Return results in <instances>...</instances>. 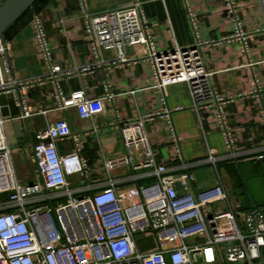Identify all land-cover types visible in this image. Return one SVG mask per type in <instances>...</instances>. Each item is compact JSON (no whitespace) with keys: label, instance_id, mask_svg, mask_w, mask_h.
Segmentation results:
<instances>
[{"label":"built area","instance_id":"1","mask_svg":"<svg viewBox=\"0 0 264 264\" xmlns=\"http://www.w3.org/2000/svg\"><path fill=\"white\" fill-rule=\"evenodd\" d=\"M221 1L234 24V35L228 40L238 41L240 51L247 55L248 36L237 14V0ZM78 5L84 22V41L92 46L96 57L99 49L115 50V66L127 61L125 47L146 46L153 88L164 93L171 85L186 84L199 124L202 126L205 110L215 109L218 125L226 129V105L244 97H225L215 91V73L208 69L203 55L207 42L199 38L191 16L193 45L164 52L152 42L139 1L126 9L99 15L90 13L86 0H78ZM31 29L46 67V74L39 81L52 83L54 99L62 113L74 109L81 120L93 122L105 111V100H113L109 86L106 98H88L83 90L65 94L60 82L72 72L55 64L41 15L34 14ZM9 51V44L1 38L0 95H14L27 118L31 111L23 104L20 91L29 83L13 77ZM263 93L264 86L254 76L251 95L260 101ZM162 104L166 105L164 99ZM155 116L164 119L179 148L167 107L122 124L120 133L127 162L136 173L131 180L152 178L153 183L121 189H117L119 182L115 180L96 186L87 183L89 162L81 156L79 136L66 117L36 133L35 181L22 184L11 163L13 149L5 132L6 119L0 118V196H7L0 201V264H260L264 257V207L234 209L220 179L215 186L198 191L190 172L202 164L216 169L219 161L236 158V141L226 129L228 157L218 158L215 151H210L203 163L189 165L179 153L182 165L167 167L157 162L144 128V121ZM262 118L264 122V111ZM64 139L73 140L76 150L61 156L57 141ZM74 176H80V183H87L86 187L75 189L71 182ZM178 182L182 185L180 190L176 188ZM220 204L225 209L218 211ZM153 231L157 250L140 253L135 237Z\"/></svg>","mask_w":264,"mask_h":264},{"label":"crops","instance_id":"2","mask_svg":"<svg viewBox=\"0 0 264 264\" xmlns=\"http://www.w3.org/2000/svg\"><path fill=\"white\" fill-rule=\"evenodd\" d=\"M4 1L0 0V6ZM136 1L141 4L152 42L159 51L193 45L191 16L197 24L199 38L207 42L203 55L208 69L215 73V91L225 97H244L229 103L224 110L226 129L236 141L238 156L219 161L216 169L207 164L192 167L194 188L205 190L215 186L220 179L234 209L264 207V158L259 159L264 156V93L260 101L251 95L254 76L264 86V0H237V14L248 36L247 55L240 51L238 41L228 40L234 35V24L228 19L221 0H86V4L92 15H99L126 9ZM34 11L22 16L4 35L10 46L13 77L29 83L21 89L20 97L31 111L27 117L30 136L24 123L19 121L22 129L17 137L16 122L2 116L5 108L11 117L20 114L17 98L0 95V118L6 119L5 132L13 149L11 163L22 184L35 181L33 142L36 133L63 117L79 136L81 156L89 162L87 183L91 186L109 180L119 182L117 189L153 183L152 178L131 180L136 173L127 162L120 128L124 123L161 112L164 107L171 111L179 148L164 119L155 116L144 121L159 164L181 166L179 153L189 165L203 163L210 151H215L218 158L229 156L226 129L218 125L215 109L202 113L201 126L186 84L171 85L164 93L153 88L155 83L146 46L125 47L127 61L114 66L112 63L118 58L115 50L99 49V57H96L92 46L84 41V22L79 15L78 0H38ZM34 14L44 19L55 64L72 72L69 78L60 82L65 94L83 90L88 98H106V86H109L113 100H105V111L93 122L81 120L74 109L62 113L57 108L52 83L39 81L46 74V67L31 29ZM87 67L91 69L81 72ZM162 99L166 103L164 106ZM21 134L25 136L21 137ZM57 148L61 156H66L76 150V145L73 140L64 139L57 141ZM80 181V176L71 178L75 189L86 187L87 183L83 185ZM223 208L225 205L220 204L217 210ZM135 242L142 254L157 250L154 235H137Z\"/></svg>","mask_w":264,"mask_h":264},{"label":"water","instance_id":"3","mask_svg":"<svg viewBox=\"0 0 264 264\" xmlns=\"http://www.w3.org/2000/svg\"><path fill=\"white\" fill-rule=\"evenodd\" d=\"M38 0H5L4 3L0 6V39L4 38V35L6 32L18 21V19L29 9L33 7V5ZM2 116L9 118L12 121H15L14 123V130L17 135V137H20L19 131L22 129L21 123L19 121H22L25 125L26 131L28 135L30 136L29 129H28V122L27 118H24V112L23 110L20 111V114L14 117H11L9 111L7 108L2 109ZM25 135L21 134V137ZM177 189H181L182 185L180 182L176 184ZM152 233H155L153 231ZM239 264V263H236ZM260 264H264V257Z\"/></svg>","mask_w":264,"mask_h":264},{"label":"trees","instance_id":"4","mask_svg":"<svg viewBox=\"0 0 264 264\" xmlns=\"http://www.w3.org/2000/svg\"><path fill=\"white\" fill-rule=\"evenodd\" d=\"M36 3H37V2H36ZM36 3L33 5V7H32L31 9H29L28 11H26L22 16H24L25 14H27V13H29V12H31V11L35 12V11H34V7H35ZM22 16H21V17H22ZM21 17H20V18H21ZM20 18H19V19H20ZM19 19H18V20H19Z\"/></svg>","mask_w":264,"mask_h":264},{"label":"rangeland","instance_id":"5","mask_svg":"<svg viewBox=\"0 0 264 264\" xmlns=\"http://www.w3.org/2000/svg\"><path fill=\"white\" fill-rule=\"evenodd\" d=\"M4 197H6V196H0V201H1L2 198H4ZM147 235H149V236H153V233H147Z\"/></svg>","mask_w":264,"mask_h":264}]
</instances>
